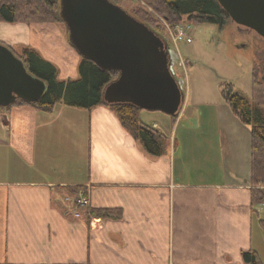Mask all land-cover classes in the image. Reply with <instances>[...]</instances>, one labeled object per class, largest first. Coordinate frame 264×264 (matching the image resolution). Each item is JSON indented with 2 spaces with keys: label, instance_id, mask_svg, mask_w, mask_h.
<instances>
[{
  "label": "crops",
  "instance_id": "obj_1",
  "mask_svg": "<svg viewBox=\"0 0 264 264\" xmlns=\"http://www.w3.org/2000/svg\"><path fill=\"white\" fill-rule=\"evenodd\" d=\"M1 27L12 50L33 47L61 80L79 76L81 56L61 22ZM144 111L169 140L161 155L107 104L0 106V264H247L242 252L259 251L256 218L264 225L251 199L250 129V140L228 126L214 137L198 124L167 132L169 116L150 112L148 122ZM80 192L88 205L76 204Z\"/></svg>",
  "mask_w": 264,
  "mask_h": 264
},
{
  "label": "water",
  "instance_id": "obj_2",
  "mask_svg": "<svg viewBox=\"0 0 264 264\" xmlns=\"http://www.w3.org/2000/svg\"><path fill=\"white\" fill-rule=\"evenodd\" d=\"M238 25L264 38V0H217ZM71 45L83 58L117 76L103 91L105 104L177 115L185 99L174 51L145 22L112 0H59ZM47 89L11 47L0 42V106L38 101Z\"/></svg>",
  "mask_w": 264,
  "mask_h": 264
},
{
  "label": "trees",
  "instance_id": "obj_3",
  "mask_svg": "<svg viewBox=\"0 0 264 264\" xmlns=\"http://www.w3.org/2000/svg\"><path fill=\"white\" fill-rule=\"evenodd\" d=\"M133 14L164 40H168L164 22L174 26L182 23L184 16H187L189 21H206L223 26L231 19L217 0H140ZM0 21L63 22L59 14V0H0ZM14 52L24 61L30 73L47 84L45 93L38 101L30 103L18 100V102L43 111L53 110L57 103L87 109L105 104L104 88L117 76L116 72L105 70L95 61L81 57L79 76L75 79L61 80L57 66L45 59L35 48L25 46L20 52ZM262 85V80H258L253 74L251 97L237 91L233 83H226L223 87L224 97L232 110L244 124L250 126V181L253 205L264 203V88ZM107 105L117 112L122 124L141 141L148 153L161 155L166 152L168 138L142 121L139 116L141 109L130 103ZM82 189V187H71L68 191L75 195ZM88 213L102 218L121 217L122 209L88 207ZM242 256L247 264H264L255 249L244 250Z\"/></svg>",
  "mask_w": 264,
  "mask_h": 264
},
{
  "label": "rangeland",
  "instance_id": "obj_4",
  "mask_svg": "<svg viewBox=\"0 0 264 264\" xmlns=\"http://www.w3.org/2000/svg\"><path fill=\"white\" fill-rule=\"evenodd\" d=\"M118 1L116 3L133 14L140 0ZM61 23L65 25L64 22ZM182 23L191 25L189 33L193 40L181 41L178 46L169 43L174 51L172 56L176 78L182 80L185 94L180 113L174 117L162 111L146 110L143 117L151 122L147 115L150 112H157L160 117L169 116L171 120L170 124H166L169 127L167 132L179 124V130L183 124L187 127L198 124L206 133L210 132L209 137H214L219 128L228 126L241 132L237 134V138L243 140L246 134V140L248 136L250 140V126L244 124L232 110L224 97L223 87L226 83H233L237 91L251 97L255 74L258 80H262L264 88V38L231 19L219 26L206 21H189L184 16ZM0 33L1 36L8 37L6 27H1ZM175 118H181L180 122L176 123ZM247 149L246 145V152ZM75 200L77 202V198ZM260 212V217L264 219V207ZM255 236L258 253L264 262V225L258 218L255 221Z\"/></svg>",
  "mask_w": 264,
  "mask_h": 264
},
{
  "label": "built area",
  "instance_id": "obj_5",
  "mask_svg": "<svg viewBox=\"0 0 264 264\" xmlns=\"http://www.w3.org/2000/svg\"><path fill=\"white\" fill-rule=\"evenodd\" d=\"M164 24L168 33V41L175 46H178L181 41L191 42L193 40L189 33V29L191 27L190 24L179 23L174 26H171L166 22H164ZM88 203L89 201L85 196V192H80L79 196L77 197L76 204L88 205ZM261 207H264V203L261 204ZM76 215L78 216L79 213Z\"/></svg>",
  "mask_w": 264,
  "mask_h": 264
}]
</instances>
